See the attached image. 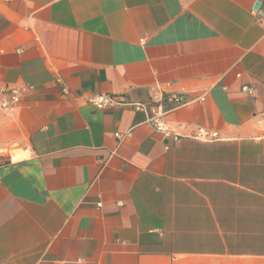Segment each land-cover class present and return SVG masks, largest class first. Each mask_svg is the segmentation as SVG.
<instances>
[{
  "label": "crops",
  "instance_id": "0c3cea01",
  "mask_svg": "<svg viewBox=\"0 0 264 264\" xmlns=\"http://www.w3.org/2000/svg\"><path fill=\"white\" fill-rule=\"evenodd\" d=\"M12 88L0 264H264V0H0Z\"/></svg>",
  "mask_w": 264,
  "mask_h": 264
},
{
  "label": "built area",
  "instance_id": "2783aa9c",
  "mask_svg": "<svg viewBox=\"0 0 264 264\" xmlns=\"http://www.w3.org/2000/svg\"><path fill=\"white\" fill-rule=\"evenodd\" d=\"M26 88L23 89H8L0 92V109H10L16 106L21 96L26 92ZM65 91V90H64ZM241 91L248 96H255V90L249 86H242ZM172 101L176 103L177 106L182 105L181 96L175 94L171 96ZM87 102L93 105L96 108L103 109L110 106L120 104L114 98L107 95H95L90 97ZM136 110L144 112L146 116V121L152 125V128L158 132L163 133L165 136L172 135V132L168 128L166 122L164 121V117L168 114V111H165L162 106H155V110L151 111L149 114L148 108L143 104H135ZM119 137V136H117ZM178 138V136H175ZM188 138L203 142V143H211L220 141V137L218 132L208 130L201 126H195L190 132Z\"/></svg>",
  "mask_w": 264,
  "mask_h": 264
},
{
  "label": "water",
  "instance_id": "95a60500",
  "mask_svg": "<svg viewBox=\"0 0 264 264\" xmlns=\"http://www.w3.org/2000/svg\"><path fill=\"white\" fill-rule=\"evenodd\" d=\"M253 9H254L255 11H257V10L259 9V3H258V2H256V3L254 4Z\"/></svg>",
  "mask_w": 264,
  "mask_h": 264
}]
</instances>
